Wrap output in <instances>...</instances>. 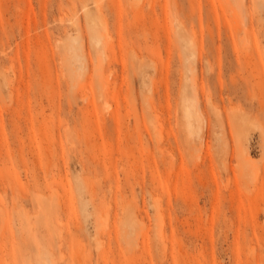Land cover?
Masks as SVG:
<instances>
[{"label": "rangeland", "instance_id": "1", "mask_svg": "<svg viewBox=\"0 0 264 264\" xmlns=\"http://www.w3.org/2000/svg\"><path fill=\"white\" fill-rule=\"evenodd\" d=\"M0 264H264V0H0Z\"/></svg>", "mask_w": 264, "mask_h": 264}]
</instances>
